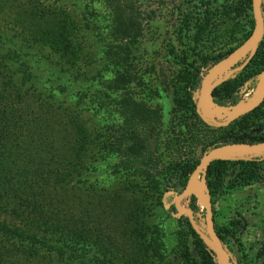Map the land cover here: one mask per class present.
<instances>
[{
	"label": "trees",
	"instance_id": "obj_1",
	"mask_svg": "<svg viewBox=\"0 0 264 264\" xmlns=\"http://www.w3.org/2000/svg\"><path fill=\"white\" fill-rule=\"evenodd\" d=\"M60 1L73 3L26 0L19 4L17 0H0V264H116L109 259L102 238L93 237L87 227L89 209L83 207L84 215L78 219L71 211L72 189L88 191L93 185L88 174L96 161L86 154L94 145L96 131L87 124L92 114L85 94L96 84L87 70L89 60L85 54L75 57L72 53L75 38L80 37L79 27L71 9L60 6ZM173 5L168 14L173 18V38L161 48L162 57L146 47L149 40L144 38L142 22L149 18L145 11L134 13L118 5L106 8L110 34L117 42L112 45L113 52L107 48L105 61L110 68L107 88L120 91L134 82L141 88L138 97L125 93L121 98L120 116L124 120L115 149L128 156L121 164L139 162L145 169L139 172L142 177L136 168H128L129 173H125L130 174L133 185H138L148 177V165L156 161V181L165 193L176 196L197 164L196 159L185 158L181 149L191 152L199 148L204 154L225 145L264 141V99L227 126L210 129L204 144L196 143L197 132L189 127L196 121L208 129L195 113L202 74L248 40L253 30L251 3L176 0ZM261 13L264 22V0ZM5 38L15 45L4 47ZM137 52L139 59L134 57ZM158 58L161 60L156 61ZM161 61L168 64L170 72L156 76ZM263 69L264 25L251 59L211 90L212 103L234 106L240 90L256 87ZM163 94L170 102L166 123L162 108L152 105L153 99ZM30 95L42 103L39 112L26 104ZM99 126L102 131L101 123ZM99 139L103 151L107 144ZM222 160H228L233 167V187L253 183L264 187V152L233 153L210 161L203 179L213 215L215 200L223 188ZM193 202L189 208L194 212ZM97 216H105L102 209ZM195 223L205 231L203 223ZM184 226V263L216 264L214 255L186 218ZM213 228L224 252L233 255L229 245L234 237L231 229L216 224ZM263 256L264 248L255 255L258 264H264ZM144 264L159 262L150 260Z\"/></svg>",
	"mask_w": 264,
	"mask_h": 264
},
{
	"label": "rangeland",
	"instance_id": "obj_2",
	"mask_svg": "<svg viewBox=\"0 0 264 264\" xmlns=\"http://www.w3.org/2000/svg\"><path fill=\"white\" fill-rule=\"evenodd\" d=\"M25 1L17 0L19 4L25 3ZM175 1L104 0L105 3H103L102 0H73V3L70 1L66 4L59 2L60 6L71 9L73 20L77 22L79 27L80 37L75 38L72 53L75 57L85 54L84 56L89 60L87 70L92 75L93 84H96V86H91L85 94L89 114H92L87 124L92 128L94 127L96 131L93 139L94 145L86 154L88 157L92 156V159L96 161L91 169V174H88L93 185L88 191H82L79 188L72 189L73 204L71 211L74 217L78 219L84 215L83 207L89 209L90 214L85 220L88 222L87 227L93 237L98 235L99 238H102V245L108 250L109 259L116 264H144L150 260L155 263L159 262V264H185L181 247L182 242L185 241V217L173 208L176 196L165 193L163 187L156 181L157 170L154 169L156 161L152 163V166L148 165V170H145L148 177L140 181L138 185H133L134 182L130 179V174L125 172L136 168L135 171L142 177L139 172L145 168L139 165V162L121 164L128 156H122L115 149V145L122 134L120 129L123 127L124 120L123 116H120L122 115L121 98L125 93L134 94L138 97L141 89L140 84L134 82L127 87L124 86L120 91L107 88L109 86H107L106 79L109 76L110 68H107L105 61L107 48L110 47V51H112V45L117 42L113 41L110 34V17L109 20L106 18V8L118 5L121 9L125 6L129 7L134 13L145 11L146 17L149 18L142 22L144 38L149 40L146 47L148 51H158L159 56L162 57L163 50L161 48L169 39L173 38L170 27L173 18H170L168 14ZM84 7L86 10H83ZM81 40L82 43H80ZM14 43L7 38L4 39V47L6 48L12 47L15 45ZM159 44H161L160 49ZM246 47L247 42L240 49L244 50ZM134 57L139 59L141 56L137 52ZM243 59L238 60L233 67L238 66ZM160 60L158 58L156 61ZM159 63L161 72L159 70L156 76L161 75V73L168 74L170 72L168 64L162 61ZM213 67L214 65L202 74L200 83L202 87L216 79L207 85L205 84L206 74ZM260 78L259 76L255 88L246 87L240 90L234 106L221 107L223 109L219 115L221 118L218 116L210 119L223 121L227 113L236 112L251 102L257 94ZM152 103V105L162 108V120L166 123L170 109L167 95L163 94L160 98L153 99ZM26 104L35 109V112H39L42 108V103L34 101L31 95L26 97ZM79 118L82 119L81 116ZM93 120L95 123H90ZM100 123L103 128L102 131L98 129ZM206 126L208 129H204L195 121V124L189 127L192 131L197 132V144H204L205 139L211 135L209 130L215 129V127ZM97 133L101 135L99 136ZM99 137L107 144L103 151L100 150L101 146L98 144ZM181 153L185 155V158L196 159L197 163L206 154L200 152L199 148L191 152L181 149ZM222 161L220 178L223 188H221L222 194L215 200L214 215L205 185L204 196L206 198L203 196V201L200 200L197 187L194 184L193 190L196 195L194 192H190L181 200L180 205L190 209L189 206L194 201L193 218L195 222L203 223L206 231L207 209L205 205L210 210L213 227L216 224L231 229L234 237L229 240V245H231L234 256L226 254L230 259V264H258L255 255L264 248V187L254 183L233 187L231 184L234 175L233 167L228 160ZM76 171L77 174H80L78 170ZM134 176H136L135 173ZM200 177L201 174L199 179ZM191 197H193V201ZM100 209H102L104 217L97 216ZM100 232L103 233V237L100 236Z\"/></svg>",
	"mask_w": 264,
	"mask_h": 264
},
{
	"label": "water",
	"instance_id": "obj_3",
	"mask_svg": "<svg viewBox=\"0 0 264 264\" xmlns=\"http://www.w3.org/2000/svg\"><path fill=\"white\" fill-rule=\"evenodd\" d=\"M250 3H251V15L253 19V30L250 37L246 41L247 42L246 49L241 50L240 49L241 47L238 48L237 50H241V51H239L237 60L225 72H223L220 76H218L213 82L209 83L205 87H202V85L200 84V89L196 97V101H195L196 115L203 123L215 128L225 127L232 121L236 120L237 118L249 113L250 111L255 109L264 99V83H263L260 92H258L255 95L254 99L251 102L247 103L236 112L227 113V115L225 116V120L223 121H214L210 119L209 117L205 116V114L201 109V103L203 99L204 98L210 99L211 90L214 87L218 86L223 81H225L227 78H229L233 73L241 70L245 66V64H247V62L251 59L252 55L256 50L257 44L261 39V33L263 30L264 22L261 13V0H250ZM242 58H244L243 61L238 66L233 67L234 64ZM263 76H264V69L260 73V77ZM261 152H264V141L254 145H225L209 150L198 161L193 171L191 172L189 179L185 183L184 188L180 191V193L176 195L174 199L173 208L187 219L190 227L192 228L194 233L198 236L202 244L207 248L208 251H210L214 255L216 264H230V261L214 234L212 221L210 217V210L208 206L205 205L207 209L206 228L207 227L209 228L211 232V238L207 236L206 230L202 231L196 225L192 211L188 208L181 207L180 202L190 192H194L193 186L196 182L197 177H199L200 174H201L200 179L203 182V170L210 161L218 160L222 157H225L233 153L252 155Z\"/></svg>",
	"mask_w": 264,
	"mask_h": 264
},
{
	"label": "bare ground",
	"instance_id": "obj_4",
	"mask_svg": "<svg viewBox=\"0 0 264 264\" xmlns=\"http://www.w3.org/2000/svg\"><path fill=\"white\" fill-rule=\"evenodd\" d=\"M239 52L236 51L232 55H230L228 58L214 66L209 73L207 74V77L205 79V84L207 85L210 81L220 76L223 72H225L238 58ZM264 83V76L260 78L259 80V86L257 89V93L260 92L262 85ZM201 109L205 116L212 118V117H218L220 113L223 112V109L221 107H216L213 105L208 98H204L201 103ZM220 117V116H219ZM221 118V117H220ZM195 186L197 187V192L199 194L200 200L203 201L202 197L204 196V185L201 179L197 177ZM205 197V196H204ZM206 198V197H205ZM208 232L206 231V234L209 238H211V232L208 229Z\"/></svg>",
	"mask_w": 264,
	"mask_h": 264
}]
</instances>
